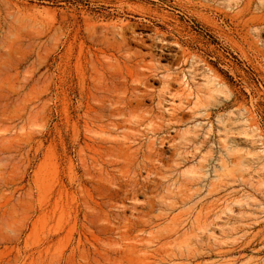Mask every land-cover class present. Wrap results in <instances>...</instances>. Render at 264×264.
Instances as JSON below:
<instances>
[{
  "label": "rangeland",
  "instance_id": "rangeland-1",
  "mask_svg": "<svg viewBox=\"0 0 264 264\" xmlns=\"http://www.w3.org/2000/svg\"><path fill=\"white\" fill-rule=\"evenodd\" d=\"M236 1L0 0V264H264V22Z\"/></svg>",
  "mask_w": 264,
  "mask_h": 264
},
{
  "label": "bare ground",
  "instance_id": "bare-ground-1",
  "mask_svg": "<svg viewBox=\"0 0 264 264\" xmlns=\"http://www.w3.org/2000/svg\"><path fill=\"white\" fill-rule=\"evenodd\" d=\"M237 3L238 4L240 3V5H241V6H239L240 9H238V12L241 13V14H244V13L246 14V12L250 10V7H251L253 1L252 0H247V1L244 2L242 0L241 2L236 1V4ZM121 9H123V6H121ZM254 11H255V13L254 12L251 13L249 18H247V19L249 20L251 25L255 26L254 28H257L255 32H256L257 35H259V33L263 29L261 27V24H262V22H264V0H259L257 2L256 6L254 8ZM246 20H245V22H247ZM90 25H91L90 32L96 38H98L99 36H102V37H105L107 35L110 36L111 39L110 40L107 39V41H108L107 47L110 46L112 49H114L113 51L119 52V51H121L122 49H124L127 46V42H128L127 38H129L126 35V33L128 31V28H129L127 22L100 19L99 21L95 20V21L90 22ZM154 33H155L156 38L159 41H164L167 38L165 33L159 32L158 30H154ZM171 43L177 44L176 41H173ZM161 48L162 49H166V47L164 48L163 46H161ZM102 52L104 53V50H102ZM135 56H136V54L132 53V55L128 56L127 61H130ZM151 56H153V55H151ZM143 59L144 58H142V61H144ZM131 66H132V64H131ZM134 66H136V65H134ZM142 66H144V65H142ZM190 68H192V72L191 71L190 72L194 73L195 72V67H193V65L191 64ZM90 122L92 123L91 120H90ZM87 125H88V121H87Z\"/></svg>",
  "mask_w": 264,
  "mask_h": 264
}]
</instances>
